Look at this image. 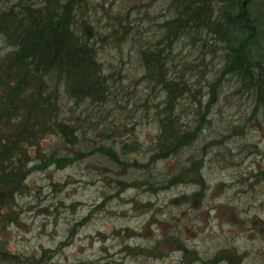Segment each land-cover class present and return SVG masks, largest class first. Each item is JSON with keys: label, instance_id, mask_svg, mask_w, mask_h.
Listing matches in <instances>:
<instances>
[{"label": "rangeland", "instance_id": "374dc122", "mask_svg": "<svg viewBox=\"0 0 264 264\" xmlns=\"http://www.w3.org/2000/svg\"><path fill=\"white\" fill-rule=\"evenodd\" d=\"M171 3L77 9L78 25L93 27L107 103L61 91L59 119L79 128L78 143L48 129L38 136L25 188L0 214V264H264V107L222 77L224 47L209 30L162 42L166 79L182 85L168 102L139 54L175 18ZM9 51L0 36V65ZM169 112L191 138L170 154L159 122Z\"/></svg>", "mask_w": 264, "mask_h": 264}, {"label": "trees", "instance_id": "16d2710c", "mask_svg": "<svg viewBox=\"0 0 264 264\" xmlns=\"http://www.w3.org/2000/svg\"><path fill=\"white\" fill-rule=\"evenodd\" d=\"M84 1L22 0L7 10L0 9V36L12 48L0 65V121H5L0 126L1 215L17 191L25 188L22 177L28 171L23 169L24 159L39 143L40 133L48 129L67 146L78 143L79 128L59 119L61 91L77 104L82 99L107 103L106 76L97 59L93 27L77 23V9ZM253 6L258 14L252 13ZM171 8L175 18L163 24L162 38L139 54L149 80L164 86L168 102L182 85L166 79L171 67L163 59L164 39L209 30L224 47L222 77L233 76L239 89L258 96L256 103L254 96L255 105L264 107L263 0H172ZM163 116L159 121L164 139L161 150L170 154L191 138L175 124L170 112ZM105 152L112 154L110 149ZM62 160L71 158L50 157L47 163Z\"/></svg>", "mask_w": 264, "mask_h": 264}]
</instances>
